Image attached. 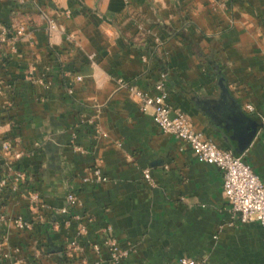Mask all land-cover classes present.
Wrapping results in <instances>:
<instances>
[{
    "label": "crops",
    "instance_id": "crops-1",
    "mask_svg": "<svg viewBox=\"0 0 264 264\" xmlns=\"http://www.w3.org/2000/svg\"><path fill=\"white\" fill-rule=\"evenodd\" d=\"M0 22L27 26L16 53L0 48V137L23 152L10 166L0 146V177L25 173L5 201L0 193L8 263L107 264L102 228L110 225L122 246H133L125 264H177L184 255L264 264V227L234 216L222 171L163 133L118 83L155 95L165 74L169 102L220 148L235 152L236 136L253 129L251 145L236 154L264 181V0L225 8L219 0H0ZM96 167L106 180H89ZM70 191L83 204L74 210L92 218L83 236L58 211ZM18 216L32 227L18 228ZM73 239L83 251L70 258Z\"/></svg>",
    "mask_w": 264,
    "mask_h": 264
},
{
    "label": "built area",
    "instance_id": "built-area-1",
    "mask_svg": "<svg viewBox=\"0 0 264 264\" xmlns=\"http://www.w3.org/2000/svg\"><path fill=\"white\" fill-rule=\"evenodd\" d=\"M24 2L25 0H20ZM229 0H219V5L223 8L228 6ZM128 4L129 0H125ZM50 29H55L54 23L50 24ZM27 26L24 23L15 27L0 22V48L6 45V57L17 52V42L24 36ZM264 68V60H263ZM76 80H82V76L76 75ZM165 74L156 83L155 90L157 93L151 95L135 85L133 81L119 79L118 83L121 88H126L131 95L138 101L139 110L142 113L152 117L154 122L159 126L161 131L171 134L185 141L192 149L194 154L202 161L216 165L223 174V193L230 205L231 211L237 220L242 223L258 222L264 227V181L254 171L252 166L245 161L242 155H236L231 149L218 147L211 138L197 132L191 124L188 116L181 110L176 109L169 102V92L165 84ZM68 93H73L71 86L67 87ZM247 109L253 111L254 107L248 104ZM1 151L7 155L10 166H12L23 154L22 151L17 152L13 143L0 137ZM83 151L82 148H78ZM143 178L151 185L155 186V180L152 176L150 168L142 170ZM25 178L24 172H17L16 177L10 179L9 176L0 177V193L7 188L16 191L21 180ZM91 182H100L106 180V176L98 167L94 170V176L89 179ZM31 200L37 206H44L40 195L32 192ZM82 202L74 191L67 194V205L59 209V213L70 215V219L66 220V224L70 225V220L75 219L79 222L78 236H83L88 232L87 222L92 221L88 218L86 221L83 215L77 213L74 209L82 207ZM8 216L0 210V221L7 220ZM14 224L20 229H30L33 225L32 221L18 216L13 219ZM103 238L102 244L108 248L109 258L107 264H125V260L133 251V246H122L113 234V228L106 225L102 228ZM93 249L96 253H100V245L94 243ZM83 251V245L78 239L69 241L65 246V253L68 257H72L75 252ZM0 264H10L8 259L11 258L10 250L4 248L0 242ZM76 264H103L101 259L92 263H88L86 258ZM177 264H201L195 257L184 255L178 258Z\"/></svg>",
    "mask_w": 264,
    "mask_h": 264
},
{
    "label": "water",
    "instance_id": "water-1",
    "mask_svg": "<svg viewBox=\"0 0 264 264\" xmlns=\"http://www.w3.org/2000/svg\"><path fill=\"white\" fill-rule=\"evenodd\" d=\"M255 137V131L248 127L247 132H244L241 136H236L237 146L235 148V154H242L252 143ZM237 155V154H236Z\"/></svg>",
    "mask_w": 264,
    "mask_h": 264
},
{
    "label": "trees",
    "instance_id": "trees-1",
    "mask_svg": "<svg viewBox=\"0 0 264 264\" xmlns=\"http://www.w3.org/2000/svg\"><path fill=\"white\" fill-rule=\"evenodd\" d=\"M10 190L9 188L5 189L3 191V194H2V197H3V200L5 201V198H7L8 194H9ZM1 198V197H0ZM0 259H1V256H0Z\"/></svg>",
    "mask_w": 264,
    "mask_h": 264
}]
</instances>
